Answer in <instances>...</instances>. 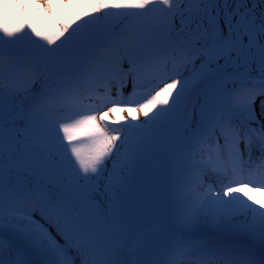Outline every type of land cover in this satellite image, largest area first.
I'll return each instance as SVG.
<instances>
[{"label": "snow or ice", "instance_id": "6c2138e0", "mask_svg": "<svg viewBox=\"0 0 264 264\" xmlns=\"http://www.w3.org/2000/svg\"><path fill=\"white\" fill-rule=\"evenodd\" d=\"M125 105L154 114L109 129ZM177 116L185 196L161 244L138 176ZM255 194L264 0H0V264H264Z\"/></svg>", "mask_w": 264, "mask_h": 264}, {"label": "rangeland", "instance_id": "374dc122", "mask_svg": "<svg viewBox=\"0 0 264 264\" xmlns=\"http://www.w3.org/2000/svg\"><path fill=\"white\" fill-rule=\"evenodd\" d=\"M44 2L45 0H40V3ZM53 3L58 6V0H53ZM33 11L34 9L32 10V16L28 18L29 21L33 17ZM26 13L27 10H25V15ZM34 87L39 88V85L37 84ZM125 106L128 107V111L121 112L117 109L115 113H108L104 123L125 126L131 123L142 124L147 120L142 113L131 111L134 105ZM107 111L108 109H105L102 112ZM133 116L137 117L135 121L132 120ZM162 131L164 130L162 129L160 132L163 133ZM160 132L154 135L155 137L157 136V139H153L154 136L149 137L138 180L140 182V190L144 193L143 199L145 201L139 209L142 213V221L159 229L157 233L159 242L163 244V233L173 227V217L180 206V202L178 204L180 200L178 193L182 194V187L177 180V171L172 160V154L178 144L181 125L179 123L174 133L169 135L168 138H165V136L164 138H158ZM60 135L62 136L63 133H60ZM160 139H163V141L160 142ZM108 167L110 169L111 164ZM143 181L144 183L142 185ZM255 196L256 199H264L259 194H255Z\"/></svg>", "mask_w": 264, "mask_h": 264}, {"label": "trees", "instance_id": "16d2710c", "mask_svg": "<svg viewBox=\"0 0 264 264\" xmlns=\"http://www.w3.org/2000/svg\"><path fill=\"white\" fill-rule=\"evenodd\" d=\"M60 2H61V0H58V6H59V4H60ZM10 11H12V9H9ZM30 23H34V24H36L37 25V27H40V28H43V27H46L47 26V24H48V19L41 13V10H38V9H35L34 8V11H33V17L30 19V21H29ZM73 26H75V25H73ZM26 31H27V29H26ZM129 89H130V87H129ZM128 88H126L125 89V96H127V94H128V90H129ZM105 108H108V106H105L102 110H104ZM155 111V110H154ZM154 114V112L153 113H150L149 114V117H145L144 115V117L145 118H147V119H149L150 117H151V115H153ZM179 123H180V118H179V116H177L176 118H174L163 130L164 131H162L163 133H159L158 134V138H164V136H165V138H168L169 137V135H171V134H173L174 133V131L176 130V127L177 126H179ZM181 125V124H180ZM106 126L109 128V129H112V128H124V126H122L121 124H119V125H114V124H110V123H108V124H106ZM164 134V135H163ZM172 138V137H171ZM153 139H157V136L155 137L154 136V138ZM156 141H158V140H156ZM163 141V139H160V142H162ZM166 142V141H165ZM143 183H144V181L142 182V185H143ZM182 201H183V199H182ZM182 201H181V203H182Z\"/></svg>", "mask_w": 264, "mask_h": 264}]
</instances>
